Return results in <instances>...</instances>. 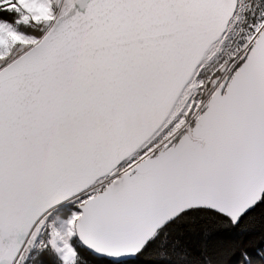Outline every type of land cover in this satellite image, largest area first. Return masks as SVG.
I'll return each mask as SVG.
<instances>
[{
	"label": "snow or ice",
	"instance_id": "1",
	"mask_svg": "<svg viewBox=\"0 0 264 264\" xmlns=\"http://www.w3.org/2000/svg\"><path fill=\"white\" fill-rule=\"evenodd\" d=\"M0 264H264V0H0Z\"/></svg>",
	"mask_w": 264,
	"mask_h": 264
}]
</instances>
